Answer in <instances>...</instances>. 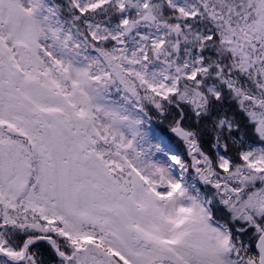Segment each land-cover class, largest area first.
Instances as JSON below:
<instances>
[{"label":"snow or ice","instance_id":"1","mask_svg":"<svg viewBox=\"0 0 264 264\" xmlns=\"http://www.w3.org/2000/svg\"><path fill=\"white\" fill-rule=\"evenodd\" d=\"M0 264H264V0H0Z\"/></svg>","mask_w":264,"mask_h":264}]
</instances>
